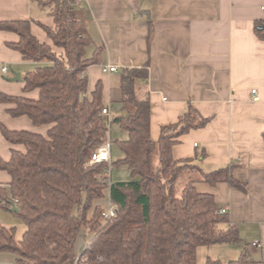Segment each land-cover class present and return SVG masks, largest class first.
Wrapping results in <instances>:
<instances>
[{
    "label": "trees",
    "instance_id": "obj_1",
    "mask_svg": "<svg viewBox=\"0 0 264 264\" xmlns=\"http://www.w3.org/2000/svg\"><path fill=\"white\" fill-rule=\"evenodd\" d=\"M55 27L40 25L55 49L31 32V21H0V30L18 35L8 46L34 71L22 81L24 92L39 91L38 99L0 93V104H10L7 113L28 117L36 127L50 126L47 135L13 131L0 123L3 137L24 151L12 150L11 159L0 158V170L11 177L10 197L0 205L24 222L22 239L16 228L0 223V253L17 257V264H197V250L215 244L243 242L239 226L228 213H221L215 196L201 193L197 183L212 187L221 183L247 193L248 186L235 179L231 164L204 173L190 160H176L173 148L192 130L209 124L192 105L176 124L162 128L159 141L151 137V101L141 94L149 78L150 61L141 67L123 68L120 73L122 113L112 119L102 115L103 83L89 95L87 69L96 62L85 21L74 15L72 0H48ZM255 32L264 40V22ZM154 29L148 37L150 49ZM127 134L119 142L124 154L115 164L129 167L133 180L113 183L107 176L110 165H91L90 156L110 141L111 126ZM264 139V133H263ZM200 173L179 191L177 184L186 172ZM109 189L116 215L103 219V200ZM91 214V217L89 216ZM92 239L80 256L76 252L80 231ZM206 264H224L209 258ZM228 264H258L245 247Z\"/></svg>",
    "mask_w": 264,
    "mask_h": 264
},
{
    "label": "crops",
    "instance_id": "obj_2",
    "mask_svg": "<svg viewBox=\"0 0 264 264\" xmlns=\"http://www.w3.org/2000/svg\"><path fill=\"white\" fill-rule=\"evenodd\" d=\"M47 3L48 0H0V21H31L32 34L55 49L38 25L55 27ZM72 3L75 17L85 21L91 35L87 57H94L97 49H102L86 74L89 95L98 82L103 83V103L110 111L107 118L122 113L121 70L150 61L149 78L141 94L148 95L151 101L154 141H159L162 128L176 124L190 105L211 119L207 126L183 135L173 148V156L192 161L204 173L231 164L238 166L233 176L248 186L247 193L226 183L215 187L197 183L196 188L213 194L220 209H228L242 240L254 243L249 247L251 258L258 261L261 256L264 262V40L255 32L256 23L264 22V0ZM151 25L154 34L149 49ZM18 41L17 34L0 30V93L38 99V90L25 93L22 80H8L14 77L12 69L23 79L37 66L8 46ZM4 65L10 67L8 74L2 72ZM108 65L117 67L118 72L104 73L103 67ZM253 89L258 91V101L253 99ZM11 107L0 104V123L13 131L47 135L50 126L36 127L26 116L14 118L7 113ZM127 138L126 133L121 141ZM13 149L25 148L9 143L0 131V158L9 161ZM112 149L111 145V162ZM10 183V175L0 170V201L10 197ZM109 194L108 189L103 205L111 204ZM0 264H17V257L0 253Z\"/></svg>",
    "mask_w": 264,
    "mask_h": 264
},
{
    "label": "rangeland",
    "instance_id": "obj_3",
    "mask_svg": "<svg viewBox=\"0 0 264 264\" xmlns=\"http://www.w3.org/2000/svg\"><path fill=\"white\" fill-rule=\"evenodd\" d=\"M12 70L10 74L14 75V73H18L17 71ZM124 136H126V132L119 125L113 124L110 134V144L113 148L112 150L114 160L111 162L106 174L114 183L128 182L134 179L127 165L115 164L124 157V154L119 147V142L122 140V138H124ZM200 176L201 175L197 172L194 173L186 171L178 181L177 190L181 191L190 180L200 178ZM109 207L110 205L108 203L103 205V208L107 211L109 210ZM11 211L0 207V223L7 228H16V238L20 240L23 237L26 227L22 219L14 215ZM89 216L91 217V214H89ZM91 239L92 234H86L84 229L80 231L76 244V252L78 256H80L83 249ZM252 245L254 246V243L244 239L240 244H215L210 246H201L197 250V264H206L209 258L221 260L224 264H228V262L232 260H237L245 247H252ZM257 258L258 261L257 259L254 260L259 262L258 264H264V262H262L261 256Z\"/></svg>",
    "mask_w": 264,
    "mask_h": 264
},
{
    "label": "built area",
    "instance_id": "obj_4",
    "mask_svg": "<svg viewBox=\"0 0 264 264\" xmlns=\"http://www.w3.org/2000/svg\"><path fill=\"white\" fill-rule=\"evenodd\" d=\"M2 72H3V74H8L10 72L9 65H4ZM103 72L107 73V74L116 73V72H118V69L115 66L108 65V66L103 67ZM252 94H253L254 101H258L259 100L258 91L256 89H253ZM102 115L109 117L110 116L109 109L104 108L102 111ZM110 162H111V144H110V142H106V143L102 144L90 156V164L91 165L102 164V163H106V164L110 165ZM220 212L223 214L228 213V209L223 208L220 210ZM115 215H116V208L113 204H110L109 210L108 211L105 210L102 213V218L103 219H111V218L115 217Z\"/></svg>",
    "mask_w": 264,
    "mask_h": 264
},
{
    "label": "water",
    "instance_id": "obj_5",
    "mask_svg": "<svg viewBox=\"0 0 264 264\" xmlns=\"http://www.w3.org/2000/svg\"><path fill=\"white\" fill-rule=\"evenodd\" d=\"M11 82H20L22 80L21 78V74L20 73H14V77L13 78H9L8 79ZM18 208L14 207L12 208V212H18Z\"/></svg>",
    "mask_w": 264,
    "mask_h": 264
}]
</instances>
